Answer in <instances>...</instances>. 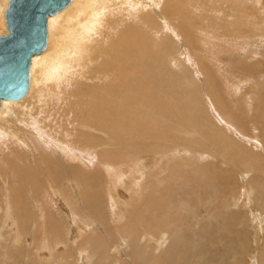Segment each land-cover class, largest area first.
Masks as SVG:
<instances>
[{"label": "rangeland", "instance_id": "rangeland-1", "mask_svg": "<svg viewBox=\"0 0 264 264\" xmlns=\"http://www.w3.org/2000/svg\"><path fill=\"white\" fill-rule=\"evenodd\" d=\"M198 1L197 9L188 4L183 9L179 3L167 0H144L143 7L139 0H123L120 4L115 0L117 4L109 3L107 9H95L100 16L91 44L103 48V53L84 63L79 71L68 68L54 88L49 83L41 91L44 95L52 91L57 100L36 105L37 94L30 97L28 92L21 102L1 105L2 111L7 108L2 114L0 107V118H5L7 124L1 122V131L15 132L19 124L34 122V134L26 139L36 158H41L44 151L61 156L77 153L84 164L75 160L73 165L80 163L91 169L97 165L98 150L110 148V140L101 136L93 120L114 114L109 112L113 104L110 97H121L117 80L126 77L132 93L129 103L119 111L131 116L129 113L149 102L145 116L127 125L125 135L117 138L118 145L113 148L119 159L125 151L131 153L130 158L138 156L130 147L142 155L140 151L144 150L145 170L129 162L112 165L105 161L104 167H97L98 179L90 192L99 189L95 194L102 201V217L96 218L97 210L94 214L90 207L80 205L77 188L58 171L52 173L53 182L64 187L69 203L64 204L59 193H50L46 202L47 189L38 186L32 177L27 180L28 174L21 166L32 160L24 150L26 144L12 146L21 150L15 151L19 159L6 167L0 162V264H82L77 251L85 249L88 261V254L97 246L107 260L98 257L88 264H264V0ZM235 5L245 14L239 15L236 9L238 14L231 15L229 7ZM104 16L108 17L105 21ZM112 19L119 21L114 23ZM153 19L160 31L152 25ZM192 22L203 32L193 33ZM129 24L137 29L131 38L145 50L142 67L117 63L115 53L105 50ZM165 34L168 40L161 39ZM102 62L103 69L95 72ZM92 84L102 88L95 92L85 88ZM42 85L41 81L37 87ZM193 98L207 115L201 126L192 109ZM160 100L169 103L162 108L157 104ZM159 115L168 123L156 119ZM145 119L152 133L165 131V139L131 137L136 122ZM157 121L163 124L157 127ZM80 123L91 126L87 134L81 133ZM55 135L69 141L85 136L95 151L88 146L79 149L67 145ZM199 135L207 143L212 139L215 144L210 142V146L216 150H205ZM216 144L229 145L230 150ZM3 151L9 153L6 148ZM38 163L35 170L45 173V162L39 159ZM128 168L136 172V179ZM122 172L124 177H118ZM132 180L136 182L131 184ZM10 187L17 188L11 191ZM250 188L255 189L251 196ZM17 195L20 207L14 210L21 216L26 214L21 220L11 212L10 202L17 200ZM111 195L118 201L116 208L111 207ZM31 198L42 204L32 206ZM130 236L136 242L129 246ZM163 238L168 241L165 250L157 246Z\"/></svg>", "mask_w": 264, "mask_h": 264}, {"label": "bare ground", "instance_id": "bare-ground-1", "mask_svg": "<svg viewBox=\"0 0 264 264\" xmlns=\"http://www.w3.org/2000/svg\"><path fill=\"white\" fill-rule=\"evenodd\" d=\"M122 1L123 0H119L118 3L120 4V2H122ZM132 1H138V0H132ZM163 1H165V0H163ZM167 1H169V3H172V2H175L176 4L179 3V5L181 7H183V9H184V6L186 4H188V6H193L194 8L197 9L196 6L199 3L198 0H167ZM8 2H9V0H0V29H1L0 34H2L3 29L6 28L5 11H6V8L8 6ZM109 3H112V5L117 4L115 2V0H71V2L65 8H63L62 10H60L57 13L50 15L48 17L47 45L41 53L33 55L32 61H31V66H30V80H29V88H28L27 93L28 92L30 93V97L33 95L34 92L37 94L36 105H38L39 103L42 104L44 101H48L50 99H54V98L56 99V96L51 95V93H53L52 91H49L48 92L49 94H47V95H44L43 93H41V91H44L45 89H47L46 87L48 86L49 83H51L52 84L51 87L54 88L56 86L55 82H60L62 80V78L66 74L68 68L74 67L75 71H79L80 68H82V65L84 63L88 62L89 60L95 59L98 55L103 53V50H104L103 48L100 47V48L96 49V47H93L91 42L95 41L92 39V34L96 28V20L100 16V12L96 11L95 9H97L99 7H105V9H107L110 7ZM138 3L141 7H143L145 2H144V0H139ZM155 4H156V2H155ZM234 4H233V7H234ZM237 4H239V2ZM239 6H241V5H239ZM239 8H237V5H235V8L229 7L230 12L232 13V14L231 13L230 14L231 15H237L238 13H236L237 12L236 9H239ZM187 10H188V13L190 14L188 8H187ZM242 11H244V10H242V8H241L239 15H241ZM242 13H244V12H242ZM106 14H107V12L105 11V15ZM199 14H201V12ZM205 15H207V14H205ZM242 16H244V15L242 14ZM107 18H105V16H104V21ZM142 18L145 20V16H142ZM112 21L114 23H118L119 19H112ZM195 23H193V22L191 23V25H190L191 31L193 33L203 32L201 30L198 31L197 29H195V26H194ZM233 24L235 25V22H233ZM152 25H154V27H157L158 31L161 30L159 23L154 21V19H153ZM238 25H239V23H238ZM248 25H250V23ZM215 26H216V24H215ZM6 32H7V30H6ZM135 32H137V29L134 28L133 25L129 24L126 28H124V30H122L120 32V35H118L115 40L110 41L108 47L105 49V50H109V51L115 53L114 54V61H116L117 63H130L131 67H136V66L142 67L143 66L142 62H143V59L145 58V50L143 49L141 43L136 42L131 38V34H133ZM204 33H205V30H204ZM161 39L168 40V35L165 34L164 37ZM197 39H198V37H197ZM125 40L127 41L126 43H124ZM127 47H129L128 51L126 50ZM62 49H64V51ZM104 57H109V56L104 55ZM113 65L118 66L116 63H113ZM54 66H56V68L51 69V68H54ZM75 66H78V68ZM103 66H104V62L98 64V66H96L94 68V71L100 72V70L103 69ZM51 72H54L55 74H51ZM209 79L211 80V77H209ZM41 81H42L43 85L40 87H37V84L39 82L41 83ZM206 83H208V81ZM117 84H118V86H117L118 94L121 97H119L117 100H113V98H112L113 94H111V97H110L113 101V104L111 105L109 112H113L114 114L112 115L111 113H107L106 115H104L102 117H97L96 119L93 120L96 127L100 128L99 132H100L101 136L107 137L108 140H110V142L107 143V146L110 148L98 150L99 155L97 156V160H96L97 165L95 168L85 169L84 168L85 165L82 166L80 163L73 165V162L75 160H78L76 156L79 154H77V153L71 154L69 152V153H67L66 156L62 155L63 156L62 157L58 153L52 154L50 151H44L42 153L41 158H39V157L36 158L34 153L31 151L32 148H30V145H28L29 142L26 139V138H28V139L31 138V136L34 134L33 131H31V127L35 125L34 122H33V124H29V123L19 124V126L16 127L15 132L13 130H11L10 132H6L5 128H4L5 131L4 130L1 131V127H3L1 122L3 121L5 123V121H4L5 118H3V119L0 118L1 119L0 120V162H2V166L6 167L7 163H12V162L16 161L17 159H19V156L16 154L15 151L19 152L21 150H15V148H13L12 146L16 147V146H19L21 144H26V147L24 148V150L28 151L30 153L32 160L28 161V162H22L21 166L24 169V172H27V174H28V176L26 175L27 180L30 177H32L34 179V182H37L38 186H42V187L47 189L46 190L47 195L45 197L46 202H49V200H50V195H49L50 193H59V194H62L61 201H63L64 204L69 203L68 197L66 196V190L64 189V187L63 186H57L53 182V179L55 178V176L52 175V173H55V171H58L60 174L67 176L66 178L69 180L70 185L77 188V191H76L78 194L77 198L79 197V199L81 200L80 205H83L82 206L83 208H84V206L90 207V210H92L91 213H94V214H95V211L97 210L98 215H96V218H97V216L102 217V215H104V214H102L99 211V207H100V204L102 205V201H100L99 197H96L97 194H95L98 192L99 189L90 192V187L92 186V184H94L95 179L98 177L97 174L95 175V173H97V167L98 166L104 167L103 165H104L105 161H110V164H112V165L114 163H117V162H119V163L129 162L131 164H133V163L138 164V167L145 170V165L147 163V160L144 159L145 158L144 157L145 155L143 152L144 150L140 151L141 153H143V155H142V154H139V150L137 148H133V147H130L131 151L132 152H135V151L138 152V153H136V154H138V156L130 158L131 153L125 151L122 153L121 159L116 158L117 149H113V148L118 145L117 138H119L121 136V134L125 135L127 127L130 126L131 124H133L132 122H134L137 119H140L141 117L145 116V114L147 113V112L144 113L146 111L145 106L147 104H149V102H145L133 114L129 113V114H131V116H128V115L124 114L122 111H119L121 107H123L125 104L129 103L131 96H132V93L130 92V89H129V80L126 79V77H124L122 80H117ZM206 86L207 85L205 84V86H203V87H206ZM77 87H79V84L77 85ZM85 88H87L90 91L95 92L98 89H101L102 85L92 84V85L85 86ZM209 89H211V88L209 87ZM209 89H208V91H209V93H211ZM188 91L197 93V91L195 89H192V88H188ZM75 92L76 91L72 90L73 94H75ZM213 92L214 91H212L211 94L215 95L216 93L215 92L213 93ZM25 95L21 99L25 98ZM39 95H41V96H39ZM195 97L197 99L196 95H195ZM15 101H18V100H1V103H0L1 113L3 114V112L7 109L6 108L2 111V108H3L2 104L3 103H5V102L12 103ZM19 101H20V99H19ZM20 102H17V103L20 104ZM168 103H169L168 100H160L159 102H157V104H159L162 108L167 106ZM199 103L200 102H197V100L195 102L194 98H193L191 105H192V109H193L194 113L196 114V121L199 123V125L200 124L202 125L205 123L204 122L205 121L204 116L206 115V113L203 112L202 109H200ZM54 104H57V103H54ZM159 105H156V107L161 109V107ZM11 106H13V105H11ZM14 106H15V104H14ZM220 111H222V110H220ZM156 119L164 120L162 115H159ZM151 120H154V119H151ZM164 121L166 122V124L168 123V120H164ZM229 121H231V120H229ZM84 122H85V120H84ZM162 124H163L162 122L157 121V127L161 126ZM206 125H207V122H206ZM206 125H204V126H206ZM208 126H209V124H208ZM208 126H207V129L208 128L210 129V126L209 127ZM79 127L83 128L80 130L82 134L83 133L87 134L89 130H86V129L91 128V126H89L85 123H80ZM236 128H237V126H236ZM199 129L201 131H205V130H202V128H199ZM219 129H221V128H219ZM135 130H136V132L133 133L131 136L134 139H139L142 135H143L142 138L147 137V138H150L152 140L165 139V134H166L165 131H159L156 133L151 132L148 119H145V121H137L136 126L134 127V131ZM218 131H220V130H218ZM223 132H225V131H223ZM204 133H206V132H204ZM210 133H211V130H210ZM211 135H212V133H211ZM55 136L67 145H69L68 143H71L72 145H74V147H79V149H83L85 146H88V147H90L91 150H94L93 146L91 145V142L84 139L85 136H83L81 140H74V138L72 137L70 141L67 139H63L62 137H60L58 135H55ZM227 137H228V139H230L229 136H227ZM211 138H214V137H211ZM216 138H217V136H216ZM199 139H200L199 143L201 145H202V143L205 145V148H204L205 150H212V151L216 150L215 149L216 147L210 146V145H212V144H210V142L215 144L214 142H212V139L210 140V142H208L209 144L204 140L202 135L201 136L199 135ZM195 145H197V147L200 146L199 144H195ZM216 145H218V144H216ZM239 145H237V150H238ZM223 146H226V148H228L230 150L229 145H223ZM223 146H219V148H222ZM4 148H6L7 152H9V153H5L3 151ZM154 149H156V148H154ZM229 150L227 151L228 153H229ZM69 151L74 152L75 150L70 148ZM146 151L147 150H145V152ZM64 152H67V150L65 149ZM149 152L150 151H148V153ZM240 152H241V150H240ZM148 153H147V155H148ZM219 154H220V152H219ZM122 158H126V159H122ZM39 159H41L42 161L45 162V173L42 171L38 172L35 170V167L39 164L38 163ZM125 160H127V161H125ZM78 161H80V160H78ZM56 163L58 164V167H57ZM81 163L84 164L83 162H81ZM89 163H90V161H89ZM257 163H259V162H256V164ZM247 164H248V162H247ZM248 166H249V164H248ZM109 168H111V167H109ZM115 168H117L116 165H115ZM86 172H88V173L86 174ZM127 172L132 174L131 176L134 177L133 173L135 171L134 172L130 171V169L128 168ZM121 176L124 177L123 172H122V174L118 175V177H121ZM135 182H136L135 180H132L131 184H134ZM100 185H101V183H100ZM12 187H13V185H12ZM12 187H10L11 191H15L17 188V187H14L12 189ZM87 188L89 189V192H87ZM74 192H75V190L73 191V193ZM254 192H255V189L250 188V192H249L250 196ZM94 196L96 198H94V200H92V198ZM16 197H17V200H19V202L17 200L12 199L10 202L12 210L11 209L10 210L13 213L15 218L21 220V219H24L26 214L21 216L20 213H18V212H16V210H14L15 208L20 207V196L17 195ZM115 199L116 198L114 196H112V195L110 196V203H111L112 208H116V205L118 203V201L116 202ZM250 200L252 201V197L250 198ZM31 204H32V206L35 204H36V206H40V204H42V202L40 200L35 199V198H31ZM6 205H8V204H6ZM8 207H9V205H8ZM113 212L114 213L116 212L115 209H113ZM109 213H111V212H109ZM72 219L73 218H71V220ZM73 220H75V219H73ZM85 224H86V222H85ZM138 226H139V224H138ZM139 227H141V226H139ZM133 228H135V227L133 226ZM138 235L139 234H137V236ZM134 241L136 242V239L134 237L130 236V239L128 240V245L130 246L131 243H133ZM129 242H130V244H129ZM133 244H135V243H133ZM167 245H168V241L165 240V238H163L158 243L157 246L159 249L164 248L163 250H165ZM77 252H78V256L80 257V259H82V264H83V262L85 261L84 255H86L85 249H79ZM158 252H160V251H158ZM103 255H105V254H102V253L100 254L99 253V246H97L96 249L92 250L91 253L88 254V261L96 260V258L98 259V257H100V258L102 257V259H103ZM106 260L103 259V261H106ZM88 261H85L84 264H88ZM144 264H146V263L144 262ZM153 264H155V263H153Z\"/></svg>", "mask_w": 264, "mask_h": 264}, {"label": "water", "instance_id": "water-1", "mask_svg": "<svg viewBox=\"0 0 264 264\" xmlns=\"http://www.w3.org/2000/svg\"><path fill=\"white\" fill-rule=\"evenodd\" d=\"M71 0H9L7 32L0 34V103L19 100L28 91L34 54L47 45L48 17Z\"/></svg>", "mask_w": 264, "mask_h": 264}]
</instances>
